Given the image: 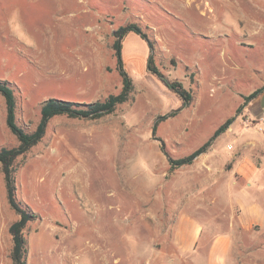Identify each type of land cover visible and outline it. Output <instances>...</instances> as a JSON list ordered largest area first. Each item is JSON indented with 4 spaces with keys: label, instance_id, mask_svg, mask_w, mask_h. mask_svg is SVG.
<instances>
[{
    "label": "rangeland",
    "instance_id": "rangeland-1",
    "mask_svg": "<svg viewBox=\"0 0 264 264\" xmlns=\"http://www.w3.org/2000/svg\"><path fill=\"white\" fill-rule=\"evenodd\" d=\"M130 24L152 47L135 34L123 41L128 101L99 119L52 118L15 162L17 200L36 216L27 264H193L177 254V219L215 216L208 151L173 169L161 146L180 159L230 117L242 121L238 109L264 85V0H0V81L15 90L17 124L33 133L50 98L120 94L115 32ZM150 57L192 93L189 105L148 70ZM227 62L239 65L236 82ZM18 146L0 94V151ZM18 219L0 163V264H14Z\"/></svg>",
    "mask_w": 264,
    "mask_h": 264
},
{
    "label": "crops",
    "instance_id": "crops-1",
    "mask_svg": "<svg viewBox=\"0 0 264 264\" xmlns=\"http://www.w3.org/2000/svg\"><path fill=\"white\" fill-rule=\"evenodd\" d=\"M227 64L236 82L239 65ZM240 117L242 121L238 117L207 153L213 197L208 206H215V216L204 219L195 210L177 219V254L193 264L264 263V90L245 105ZM220 227L224 231L215 234L213 229Z\"/></svg>",
    "mask_w": 264,
    "mask_h": 264
},
{
    "label": "trees",
    "instance_id": "trees-1",
    "mask_svg": "<svg viewBox=\"0 0 264 264\" xmlns=\"http://www.w3.org/2000/svg\"><path fill=\"white\" fill-rule=\"evenodd\" d=\"M129 33H135L139 35L142 39L149 43L150 47H152V44L148 40L147 36L136 24H130L126 27H121L115 32L117 40L114 44V50L116 53L118 70L123 78L122 92L118 95L110 96L104 102L97 101L89 104L50 98L42 104L41 121L33 133L26 132L17 124L15 90L7 82L0 81V94L5 97L7 104V124L10 130L17 136L19 140L18 147L11 149L3 148L0 151V163L2 164L3 173L5 176L8 202L11 208L19 215V219L10 226V234L13 241L11 257L14 264H27L28 246L24 236V230L27 224L36 218L34 213H31L29 210L24 208L17 200L15 162L20 156L41 142L46 134L47 125L52 118L67 115L70 117L99 119L106 115L112 114L118 105L128 101L129 96L133 91V81L124 69L123 41ZM148 70L154 74L169 90L176 93L183 100L184 106H187L192 102V93L185 89L181 82L170 81L168 78H166L161 73V71L154 66L152 57L149 59ZM263 90L264 87L256 90L254 93L246 97L245 103L238 109L237 113L239 114L245 105L250 100L258 96ZM177 112L178 110H175L170 114L161 116L159 120H165L167 118L173 117ZM236 116L237 115L227 119L225 123L214 132L213 136L208 142L186 157L180 159L172 158L171 155L166 151L165 145L163 143L161 147L163 152L168 157L171 167L174 169L192 165L199 156L208 151L212 145V142L228 131L230 126L236 120Z\"/></svg>",
    "mask_w": 264,
    "mask_h": 264
},
{
    "label": "water",
    "instance_id": "water-1",
    "mask_svg": "<svg viewBox=\"0 0 264 264\" xmlns=\"http://www.w3.org/2000/svg\"><path fill=\"white\" fill-rule=\"evenodd\" d=\"M153 136H154V134H153Z\"/></svg>",
    "mask_w": 264,
    "mask_h": 264
}]
</instances>
